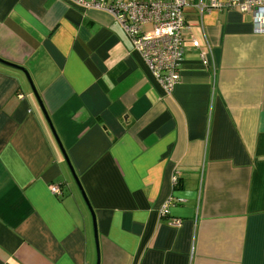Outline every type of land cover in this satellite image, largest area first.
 I'll list each match as a JSON object with an SVG mask.
<instances>
[{
	"label": "crops",
	"instance_id": "obj_1",
	"mask_svg": "<svg viewBox=\"0 0 264 264\" xmlns=\"http://www.w3.org/2000/svg\"><path fill=\"white\" fill-rule=\"evenodd\" d=\"M183 45L167 96L110 15L0 0V59L30 73L98 234L25 75L0 64V264H96L97 245L100 264H264V34L190 6Z\"/></svg>",
	"mask_w": 264,
	"mask_h": 264
},
{
	"label": "built area",
	"instance_id": "obj_2",
	"mask_svg": "<svg viewBox=\"0 0 264 264\" xmlns=\"http://www.w3.org/2000/svg\"><path fill=\"white\" fill-rule=\"evenodd\" d=\"M77 6L104 12L116 20L131 40L134 50L167 96L179 82L183 62L186 32V9L193 6L200 15L211 9L239 10L253 14L254 32L264 34V0H227L226 2L197 0H70ZM145 26H150L145 30ZM198 41L193 42L199 48ZM204 66L209 62L204 60ZM22 97V96H21ZM177 182V180H174ZM52 194L59 196L62 189L51 185ZM168 213V204L162 215Z\"/></svg>",
	"mask_w": 264,
	"mask_h": 264
},
{
	"label": "water",
	"instance_id": "obj_3",
	"mask_svg": "<svg viewBox=\"0 0 264 264\" xmlns=\"http://www.w3.org/2000/svg\"><path fill=\"white\" fill-rule=\"evenodd\" d=\"M0 64H2L4 66H7L9 68H13L15 70H18V71L22 72L25 75V77L27 79V82H28V84H29V86H30V88H31V90H32V92H33V94H34V96H35V98H36L41 110H42V113H43L45 119L47 120V123H48V125H49V127H50V129H51V131H52L57 143H58V146H59V148H60V150H61V152H62V154L64 156V159H65V161H66V163H67V165L69 167V170L71 172L72 178H73L77 188L79 189V191L81 193V196H82V198H83V200H84V202H85V204H86V206H87V208H88V210H89V212H90V214L92 216L94 234H95V238H96V243H98V234H97V224H96L95 213H94V211H93V209L91 207V204H90V202H89V200H88V198L86 196V193L84 192L82 184H81V182H80V180H79V178H78V176H77V174H76V172H75V170H74V168H73V166H72V164H71V162H70V160H69V158H68V156L66 154V151H65L64 147L62 146L60 138H59V136H58L53 124H52V121L50 119L48 111L46 110V107H45V105H44V103H43V101L41 99V96H40V94H39V92H38V90H37V88H36V86L34 84V81H33L32 77H31L30 73L28 72V70L26 68H24L22 66H19V65H16V64H13V63H10V62H7V61H4L2 59H0ZM97 254H98V259H97L96 264H100L98 245H97Z\"/></svg>",
	"mask_w": 264,
	"mask_h": 264
},
{
	"label": "rangeland",
	"instance_id": "obj_4",
	"mask_svg": "<svg viewBox=\"0 0 264 264\" xmlns=\"http://www.w3.org/2000/svg\"><path fill=\"white\" fill-rule=\"evenodd\" d=\"M122 27V26H121ZM123 29V28H122Z\"/></svg>",
	"mask_w": 264,
	"mask_h": 264
}]
</instances>
